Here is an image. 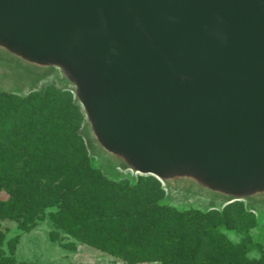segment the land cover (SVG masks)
Here are the masks:
<instances>
[{
    "label": "water",
    "instance_id": "95a60500",
    "mask_svg": "<svg viewBox=\"0 0 264 264\" xmlns=\"http://www.w3.org/2000/svg\"><path fill=\"white\" fill-rule=\"evenodd\" d=\"M0 58L59 71L119 168L264 200V0H0Z\"/></svg>",
    "mask_w": 264,
    "mask_h": 264
},
{
    "label": "trees",
    "instance_id": "16d2710c",
    "mask_svg": "<svg viewBox=\"0 0 264 264\" xmlns=\"http://www.w3.org/2000/svg\"><path fill=\"white\" fill-rule=\"evenodd\" d=\"M85 128L82 107L67 90L0 93V192L9 196L0 200V221L26 230L48 218L56 234L130 264H264L217 231L232 228L225 214L164 205L155 177L108 178L93 165Z\"/></svg>",
    "mask_w": 264,
    "mask_h": 264
},
{
    "label": "rangeland",
    "instance_id": "374dc122",
    "mask_svg": "<svg viewBox=\"0 0 264 264\" xmlns=\"http://www.w3.org/2000/svg\"><path fill=\"white\" fill-rule=\"evenodd\" d=\"M46 74L37 75L13 61L0 58V93L26 97L55 86L73 94V89L62 83L59 71L50 72L48 76ZM83 136L90 139L87 128L83 130ZM91 147L88 153L94 167L99 168L110 179L127 178L134 182L139 177H152L119 168L112 159L104 155V151L93 145ZM161 185L166 192L162 202L164 205L181 212L225 214L223 219L232 228L221 225L217 231L224 234L230 243L243 247L252 261H259L264 257V200L252 204L226 202L196 193L184 185ZM8 198L5 192H0V200ZM0 229L4 235V240L0 243V264H130L80 242L64 231L56 234L48 218L26 230L20 228L18 221L5 219L0 221Z\"/></svg>",
    "mask_w": 264,
    "mask_h": 264
}]
</instances>
